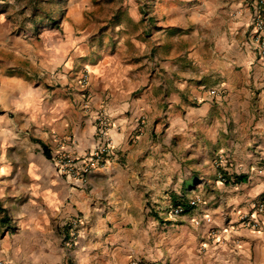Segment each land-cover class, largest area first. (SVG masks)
Instances as JSON below:
<instances>
[{
	"label": "clouds",
	"instance_id": "obj_1",
	"mask_svg": "<svg viewBox=\"0 0 264 264\" xmlns=\"http://www.w3.org/2000/svg\"><path fill=\"white\" fill-rule=\"evenodd\" d=\"M0 264H264V0H0Z\"/></svg>",
	"mask_w": 264,
	"mask_h": 264
}]
</instances>
